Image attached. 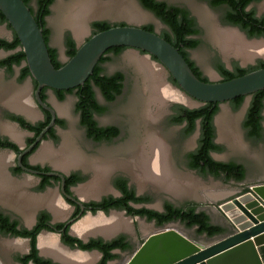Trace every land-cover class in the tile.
Returning <instances> with one entry per match:
<instances>
[{"label": "rangeland", "instance_id": "1", "mask_svg": "<svg viewBox=\"0 0 264 264\" xmlns=\"http://www.w3.org/2000/svg\"><path fill=\"white\" fill-rule=\"evenodd\" d=\"M161 1L168 2L173 5L183 6V8H185L195 20L198 28L200 29V34L198 36L200 45L197 49L191 51L190 54L193 60L197 61L203 70L206 71V75L211 80L217 79L212 72L214 54L220 53L224 57L225 61L230 59L238 61V57L225 54L218 46L217 33L223 31H235L233 28H230V26L224 23V10L222 8H213L204 0ZM87 2H94V6L97 4H107V6L105 8H101L102 10H98L97 12L99 13L94 16H91V14L83 15L82 12L78 14L77 12H79L80 9L82 10V7L84 8ZM36 3L37 0H31V5L34 9H36ZM92 8L94 9L92 10ZM96 8V6L89 8V13L96 10ZM251 9L256 11V15L258 17H264V0L254 4ZM47 21L48 27L51 30V46L58 51L59 59L63 63L67 59L63 43L64 35L71 32L76 39L77 45H81L87 38L90 37L91 23L93 21L150 24L158 31L166 30L162 22H160L153 14L141 7L139 0H57L51 7V13L47 18ZM79 29H81L82 32L77 35L75 31ZM237 33L242 41L247 43L253 42L245 40L239 32ZM0 35L4 38H9V28L1 26ZM252 58H250L249 61L247 60L246 63H242V65L246 67L255 63L257 60H264V56H254ZM138 60H144L152 65L156 71L161 73L163 85L167 87L169 86V89L180 93L176 86L170 83L167 72L159 66L154 59L148 58L145 54L138 53L135 50H128L124 53V55L120 57H113L108 63H106L104 67L105 74L122 71L126 76L124 95L108 108V115L115 118V122L117 121L116 123H119L122 127L124 138L126 139V150L113 151L111 149H102L99 147L95 148L94 146L89 145L84 137L82 129L77 125L76 115L73 111L75 98L71 95L68 96L64 102L53 101V105L57 108V110H59L61 115L66 118L67 127L64 131L60 132L62 137L61 146H64L59 148L58 145L48 144V148L52 149V151L54 150L55 152H58L61 148L64 149V152L66 153L65 155H67L70 160L72 159V163L68 164L65 162V164L59 160H54L53 157L50 158L49 154L40 155V153H38L37 157H35L36 160L32 162L35 164L49 165L56 170L68 173L83 170L88 176V179L86 183L79 186V189L84 185L92 184L91 190L93 191V194L91 196H99V192L103 191L104 187H110L111 177L115 173L119 172L116 164L118 165V163L124 162V164L128 165L127 170H129L132 174L131 170L133 169L129 164H132L131 161L133 160L134 155H137L139 150H143L144 148L145 152L148 151L146 142H148V139H151L152 136V139L160 141L165 148L167 167L169 168L170 173L169 178L175 189L172 191L169 188L167 190L160 189L161 191L151 194L154 200L150 206L155 209H161V205L164 200H174L173 196H180V198L183 196V198L190 199L197 206H203V210L210 214L215 211L218 204L223 201L222 199L229 195H223L222 193L229 191L231 185L229 183L224 184L220 180L213 181L201 179L191 173H185L181 157L184 150V142L179 138V132L181 130H179L178 127H172L166 122L167 104H170L169 100L166 99L162 101L159 105H157V107L155 106V103L150 102V83L145 76V73L139 68ZM0 87L2 88L3 93L6 91H14V93H16L17 91V96L19 95V98H23L29 108H32L34 112L37 110L31 100L32 86L30 82L18 84L13 78H11V75L7 76L4 71H0ZM49 94H51V92H48V95ZM183 100L185 101V99ZM221 108L222 109L217 120V128L219 129L220 135L218 143L223 147L220 156L224 159L234 160L243 164L247 172L246 179L237 187V189H241L247 185L264 183V115L262 120L263 126L261 137L259 139H253L247 135L246 130L242 125L244 117L243 109H233L229 104L221 105ZM16 134L18 133L16 132ZM153 136L155 138H153ZM16 140H19V134ZM3 156L5 159H2L0 162V172L3 174V176L0 174V189L5 195L6 201L4 202L11 205V208H13L15 212L23 214L25 224L30 225L35 211L46 205L47 202H49L52 207L54 203L57 205L61 202L57 192V184H54L49 191L43 194L42 192L39 193L35 189L37 183L36 178L32 176L12 178L7 175L6 172L10 168L12 161L9 160L5 164L4 162L7 157L6 155ZM122 158L123 160H121ZM168 160H170V162H168ZM99 171L100 176L97 178ZM147 183L150 182L147 181ZM163 184L167 183L163 182ZM165 186L166 185H164L163 188ZM146 187H148V189L144 193H149L151 189L160 186H154V184L150 183L147 184ZM188 189L189 191H187ZM220 191L222 192L220 195L222 198L218 197V193ZM184 203L185 202H182V205ZM57 207L59 208V211L57 212L56 217H63L66 210L63 209V206ZM216 220L215 222L217 223ZM108 223L113 224V227H110L109 229L105 228L103 231L98 232L108 234V230L110 229V232H113L112 230L116 231L118 229H122V233H127L129 235V240L133 246V250L131 252H117L120 257L111 261V264H122L121 262L135 251V246L141 243L148 233L164 227H158L153 225L151 222L143 221L140 218L127 220L120 218L117 215H112ZM169 225L178 228L192 240L198 242L201 240H207L202 236H197L193 228L188 229L182 223L173 222ZM84 233L85 232L82 234L84 235ZM44 239H46L44 242L46 248L51 245H56V248L60 250V253L62 251V254H64V258L59 257V252H56V254L51 251H49L50 253L48 251L43 253L41 250V253L45 256L57 258L64 263L67 262L66 264H73L72 259L76 260V257L81 256L89 258V264H93V261H95L93 253H78L77 251L68 250L67 248L61 246L55 235H51V237H43V240ZM23 243L24 242L21 240H9L0 237V264H15L13 260L14 256L25 251L26 245Z\"/></svg>", "mask_w": 264, "mask_h": 264}, {"label": "water", "instance_id": "2", "mask_svg": "<svg viewBox=\"0 0 264 264\" xmlns=\"http://www.w3.org/2000/svg\"><path fill=\"white\" fill-rule=\"evenodd\" d=\"M0 12L17 37L19 50H22L25 57L23 64L29 70V77L36 83V107L51 116V121L36 136L33 144L19 154L18 166L32 175L58 178L61 182V195L80 208L77 218L85 207L65 192V172H39L27 169L21 164L22 157L42 142L44 135L55 122L54 109L40 98L42 89L68 91L83 86L109 49L124 47L154 59L174 81L177 90L198 103L221 104L264 90V68L228 81L204 82L193 73L177 48L157 33L133 25L114 26L90 36L76 46L73 57L67 58L62 67L55 69L48 52L49 45L43 38V28L35 21L30 8L22 0H0ZM233 29L239 32V29ZM249 41H264V38ZM222 194L229 195L222 199L215 211L224 218L221 226L223 234L208 242H198L167 224L146 235L122 264H264V183L253 184L244 193L225 191ZM220 195L221 193L218 197ZM121 213L125 214L124 211ZM74 221L75 219L70 223ZM152 224L155 225L154 222ZM37 247L40 250L38 244ZM75 251L84 253L79 249ZM40 255L43 256L41 253ZM50 259L57 264H66L57 258Z\"/></svg>", "mask_w": 264, "mask_h": 264}, {"label": "trees", "instance_id": "3", "mask_svg": "<svg viewBox=\"0 0 264 264\" xmlns=\"http://www.w3.org/2000/svg\"><path fill=\"white\" fill-rule=\"evenodd\" d=\"M25 5L29 7L30 0H22ZM54 0H37L36 13L30 9L35 21L40 24L43 28V38L45 42L49 43L50 31L46 27L45 18L49 15V7ZM213 8H220L221 6H227L228 13L223 17L225 24L238 27L243 31L248 38H264V17H255L254 10L246 11L247 6L252 2L260 0H204ZM141 6L147 11L154 14L166 27L159 36L166 42L177 48L179 53L184 57L186 62L189 64L193 73L202 81L207 82L205 79L200 77V73L197 68L188 59L187 50L195 48L199 41L193 37L198 34V28L195 20L190 16L186 9H181L174 6H168L164 2L156 0H139ZM6 19L0 12V24H6ZM9 29L10 26L6 24ZM124 25V24H120ZM115 25H111L107 22H93L91 24L92 33L90 36L108 30ZM145 31L153 32L152 26L147 25L142 27ZM88 39V38H87ZM86 39V40H87ZM66 56L71 58L76 53V44L73 39L67 35L66 41ZM20 48V43L17 37L13 36L12 41H5L0 39V49L5 51H12ZM124 47H117L109 49L100 59L93 70V74L88 78L85 84L81 87L76 88V109L80 111L83 116V125L86 129L88 137L95 139L111 138L116 136L118 131L115 128L103 130L96 127L95 122L91 120V113L93 111L101 112L103 107L99 106L94 98L93 87L99 89L101 94L107 100H113L122 91V80L123 74L115 73L112 76L103 75L102 63L107 62L109 52L119 53ZM48 52L50 55L51 62L55 69H59L63 66L57 58V52L55 49L49 47ZM25 60L24 53L22 50L17 51L15 54L0 61V68H5L8 72L11 71L12 66H20ZM217 70L223 77V81H228L233 78L243 76L251 71L264 68V61L259 60L255 66H250L247 69L239 68L235 65V69L231 72L226 70L217 60L215 61ZM29 76V70L27 66L20 69V80ZM171 81H173L170 78ZM174 83V82H173ZM44 92V90H43ZM58 98L61 100L64 97V91H55ZM72 92V90H70ZM42 100L44 96L41 93ZM242 98H238L233 101L234 108H237L241 104ZM264 101V90L258 91L252 95L251 102L247 111L244 126L249 132L250 137L260 138L261 137V112L263 109ZM208 107L212 108V113L208 114L203 110L206 108L198 109L196 111H185L183 118L176 117L175 120L181 122L186 120L189 123V131L192 128L193 120L197 118L202 119L201 123V136L199 140V147L197 151L191 155L192 162L191 166L198 170H210L212 174L218 177L221 171L225 177L224 181L234 180L241 182L244 179L245 170L242 165L234 163L220 164L214 162L209 158L208 153L210 151H218L220 147L213 144V127L211 124L212 116L217 110V105L213 107V104H208ZM93 109V110H92ZM20 126L27 131L34 134L36 137L40 131L48 124L47 121L39 123L37 125H30L23 121L21 118L13 117ZM60 125H63V121H57ZM109 134V136L107 135ZM49 137L56 140V137L51 132ZM31 142V140H29ZM0 147L12 149L18 152L17 146L7 141H0ZM203 163V164H201ZM37 168V167H36ZM48 171V169H44ZM19 171V169L17 170ZM50 180L59 182L58 179L51 177H41V183L38 186V190L44 189L46 186L51 185ZM84 179L79 177L77 174H71L65 179V190L68 192L69 187L82 182ZM117 188L121 192V197L113 199H105L100 203H90L92 213L95 211H102L108 213L109 210L124 211L126 215L132 217L146 218L147 221H155L157 226H163L172 222H180L185 225L188 229H194L197 236L206 235L208 238L222 234L223 229L220 226L213 225L209 222V217L204 212H195L194 208L188 210L174 208L172 205L166 203L164 206V212L158 213L145 208H133L132 205L141 204L148 201L146 197H136L132 189L126 187L124 180H118L116 183ZM49 215L47 213H41L38 218L36 225L31 229H16L17 224L9 222L7 217L0 214V231L4 234H11L14 237L27 238L29 239L30 250L29 253L23 257L18 258L20 264H57L50 260L43 259L38 256V250L36 246V237L38 233L45 229L48 231H60L64 224L55 225L54 228L47 226ZM68 227L60 234V241L62 244L70 247L77 248L80 251L88 252L95 250L101 254L100 260L97 264H109L111 261L117 259V255L113 254L114 250L121 252L129 251L131 249L130 244L126 241L124 236H119L111 241H103L101 239H90L84 243L81 240L70 236L68 233Z\"/></svg>", "mask_w": 264, "mask_h": 264}, {"label": "flooded vegetation", "instance_id": "4", "mask_svg": "<svg viewBox=\"0 0 264 264\" xmlns=\"http://www.w3.org/2000/svg\"><path fill=\"white\" fill-rule=\"evenodd\" d=\"M56 1L57 0H54L53 3L50 5V7H49L50 13H51V7L54 5V3ZM156 1L164 2V1H161V0H156ZM261 1L262 0L257 1V2L250 3L247 6V8L248 7H250V8L249 9L246 8V11L253 10V9H251V7L254 4H257V3L261 2ZM164 3H166L168 6H174V7H178V8H181V9H185V8H183V6L173 5V4H170L168 2H164ZM29 8L32 9V11L36 13L37 6H36V9H34L32 7V5H31V0L29 1ZM220 8H222L224 10V16H225L228 13L227 6H224L223 5ZM50 13H49V15H50ZM254 13H255V17L261 18V17H258L256 15V11L255 10H254ZM49 15L45 18V24H46V27L48 29H49V27H48V23H47L48 22L47 21V18L49 17ZM93 22H100V21H93ZM107 23H109L111 25H115V26H118L120 24L133 25V26H137V27H140V28L145 27L147 25H150V24H130V23H126V22H117V23L107 22ZM1 26H4V28L7 27V25H5V24H0V27ZM151 26H152V31L155 32V33H157L158 35H160L163 32V31H158L153 25H151ZM196 26H197V24H196ZM228 26H230V25H228ZM164 27L167 30V27L165 25H164ZM230 27L239 29L238 27H234V26H230ZM197 28H198V26H197ZM198 30H199L198 31V34L195 35L193 38L196 39V40H198L199 43H198V45L195 48L188 49L187 50V56H188V59L191 62H193V65L199 71L200 77L203 78V79H205L207 82H220V81H223V77L219 73V71L217 70V67L215 65V61L216 60L221 65H223V67L226 70L231 71V72L235 69V65L238 66L239 68L247 69L250 66H255L257 64V62L259 61V60H257L255 63H253V64H251L249 66L244 67L242 65V63H246L247 61L242 62L239 59H238L239 62L236 61V60H234V59H230L228 61H225L224 57L220 53H218V54L216 53V54H214V58H213V64H212V70L213 71L212 72H213L214 76L217 77V79L216 80H211L206 75V71L203 70V68L197 63V61L193 60V58L191 57V54H190L191 51L197 49L199 47V45H200V40L198 39V36L200 34V29L198 28ZM49 31H50V35H49V43H48V45H49V47L55 49L54 47L51 46V39H50L51 38V30L49 29ZM239 32L242 33L247 38V40L260 39V38H248L247 35L243 31H241L240 29H239ZM91 33H92V28L90 29V35H91ZM67 35H69L73 39V41L75 42V44L77 46L76 39L74 38V36H73V34L71 32H68L67 34L64 35V40H63L64 46H65V41H66V36ZM13 36H14V33L11 31V29H9V38H4V37H2L0 35V39L10 42V41L13 40ZM128 50H132V49L123 48L117 54L116 53H113V52H109L107 54V56L109 57V60L107 62L102 63L103 75L112 76L115 73H121V74H123V77L124 78L122 80V86L123 87H122L121 93L119 95H117L113 100H107L101 94V92L99 91V89L93 87L94 98H95L97 104L99 106L103 107V110L101 112L93 111L91 113V120L93 122H95L96 127L99 128V129H103V130H108V129H112V128L117 129V131H118L117 135L116 136H112L111 138H104V139H100V140L95 139V138L88 137V135L86 133V129H85L83 123H82V121H83L82 120L83 119L82 113L80 111H77V109H76V102H77V96H76V90H75L76 88L75 89H72V92H70V90L64 91L65 92L64 93V97L61 100L58 98V96H57V94H56L55 91H51V90H49L47 88H44L40 92V98H41V93H42V95L44 96V99L42 101L45 102V103H47L48 105H50L54 109V111L56 113V118H55V122H54L53 126L44 135V137L42 139V142L39 143V144H37L29 153H27L26 155H24L22 157L21 164L25 168L31 169V170H35V171H39V172H53V171L54 172L55 171L61 172L60 170H56V169L50 167L49 165L35 164L32 161L36 160L35 157L37 156L39 150L44 145L49 146L48 144H53V145H58L59 148L62 147V146H64V145L61 146V144H62V139L61 138L62 137L60 135V132L61 131H64L65 128L67 127V120H66L65 117H63L61 115V113L59 112V110H57V108L53 105V101H55V102H64V101H66L67 97L68 96H71V95H73L74 98H75L74 99V108H73V111H74V113L76 115L77 125L82 129L83 134H84V137L86 138V140L89 143V145L94 146L95 148L96 147H99V148H102V149L103 148H106V149H111L113 151L114 150H118V151H121V150L124 151V150H126V148H125V146H126L125 145L126 139L124 138V134H123L122 127L120 126L119 123H116L117 121L115 122V118H113V117H111V116L108 115V111H109L108 108H109V106L111 104L115 103L125 93L126 76H125V73L122 72V71H115V72H113L111 74H105L104 73V67H105L106 63H108L113 57H120V56L124 55V53L126 51H128ZM17 51H19V48L16 49V50H12V51H5V50L0 49V61L3 60V59H5V58H7V57H9V56H11V55H13V54H15ZM56 52H57L58 61L60 63H63L59 59V55H58V51L57 50H56ZM65 52H66V46H65ZM258 57H260V56H258ZM261 61H264V60H261ZM24 66L25 65L22 63L20 66H12L10 72H8L5 68H0V71L1 72L4 71L7 74V76L8 75H11V78H13L18 84H25L27 82H30V84L32 86L31 100H32V103H33V105H35V108L37 110L34 112V110L32 108H29L27 106L25 100L23 98H21V97L19 98V95L17 96V94H16L17 91H16V93H14V91H10V92H7L6 91V92H4L5 93L4 94L3 91H2V88L0 87V141L10 142V143L14 144L15 146H17V148H18V152H15L12 149L0 147V156L1 155H6L7 159L4 162L5 164L9 160L12 161L10 168L6 172L8 176H10L12 178L23 177V176H32V177L36 178L37 179V183H36V188L35 189L39 193L42 192V194H43V193L49 191L53 187L54 184H57V192H58L59 198L61 199V202L58 203L57 205H56V203H54L53 204V207L49 204V202H47L46 205H44L43 207H41L40 209H38L37 211H35V213L33 214L32 223L30 225H27V224H25V220L23 218L24 215L23 214H20L19 212H15L13 210V208H11V205H9L7 202H4V201H6L5 195L3 194L2 190L0 189V214L2 216H4V217H7L8 220H9V222L16 223L17 224L16 229H27V230H31L36 225L37 218H38V216L41 213H47L49 215V220L47 221V226L50 227V228H54V226L55 225H58V224H64L63 228L60 231H57V232H55V231H48V230H45V229L41 230L38 233L37 237H36V246H37V244L40 245V239H41V237H43L42 236L43 234H49L50 237H51V235H55L57 237V239H59V243L61 244V246L64 245L60 241V234L68 227L67 233L70 236L75 237V238L81 240L84 243L88 242L90 239H101L103 241H111V240H113V239H115V238H117L119 236H124L126 238V241L130 244L131 249L129 251H124V252H121V251L118 250L117 252H121V253L131 252L133 250V246L131 244V241L129 240V235L127 233L120 234L119 236H116L115 238H112V239H109V240H106L101 234H98V235H89L88 237H83L84 240H86V241H84L83 238H80L77 235H75V233L78 234L79 231L80 232H85L84 235L87 232L90 233V234H93V233H97L98 231H103L105 228H108L109 229L112 226L111 223H108L109 219L108 220H103V219L95 218L93 221H91V223H88L87 224L88 226H87L86 230L84 229L85 230L84 231V230H81V229L84 228L85 226H83L82 228H80L81 226H79V225L76 226V223L78 221H80L81 219H83L88 214L91 215V216H93V217H96L100 212H102V211H95L94 213H92L91 207L89 206L90 203H100L101 201H103L105 199H109V198L116 199V198L121 197V192L119 191V189L116 186V183H117L118 180H124L126 182V187L128 189H132L134 191V194H135L136 197H146V198H148V201H146L144 203L132 205L133 208H136V209L145 208V209H148V210H151V211H155V212H158V213H163L164 212V206H165L166 203H168V204L172 205L174 208L183 209V210H188L189 208H194L195 212H204L205 214L208 215L209 222L211 224H213V225H217L218 223H220L219 225L222 226L224 224V218L222 217V215L220 213H217L216 211H214V212H211L209 214L208 212H205V210H203V206H197L190 199L183 198V196L181 198H180V196H173L174 200H168V199L164 200L162 202L161 209H155V208L151 207L150 204L154 200L153 199V196L151 194H155V193H157V191H161L160 189H166L167 190L168 187L167 188H165V187L164 188L163 187H155V188L151 189V191H149V193H144L148 189V187H146L147 184H150V183H147L142 189H139L137 183L132 178L131 173L129 172V170H127V166L128 165L127 164H124V162L123 163H118V165L115 162L116 166H118L119 172L115 173L111 177V179H110V184H111L110 187L109 188H105L104 187V190L101 191V192H99V196H86L85 198H82L79 195V193H78L79 186H81L82 184L86 183L87 182V179H88L87 178L88 176L86 175V173H84L83 170L72 171V172H69V173L68 172H65V171H62V172H65L66 173L65 179H66V177L70 176L71 174H77L79 177H81V178L84 179L82 182H79V183H77V184L69 187L68 192H66V190H65V192L68 195H70L72 198L80 201L84 205V207H85L84 208V211H83V213L81 214V216L79 218H77V216L80 213L79 206L76 205L74 202H72L70 200H67L66 198H64L61 195V192H60V184H61V182H60V180L58 178L51 177V178L58 179L59 182L54 181V180H50V184L51 185L46 186L42 190H38V186L41 183V177H47V176H36V175H32L30 173H27L25 171H22L19 168L18 163H17L19 154L22 153L29 146H31L33 144V142H34V140H35L36 137L34 136L33 133H31V132L27 131L26 129L22 128L20 126V124L16 120L13 119V117L21 118L27 124L37 125L39 123H44L45 121H47V117H48V124H49V122L51 121V116H50V114L48 112H46V111H44V110L39 109L38 107H36V104H35V101H34V90L36 88L35 81L32 80L29 76L28 77H25V78H23L21 80L19 79L20 78V69L22 67H24ZM16 70H17V72H16ZM170 78L171 77L168 75V79H169L170 83L175 85V83H173L174 81H171ZM43 90H44V92H43ZM48 92H51V94L48 95ZM181 93L182 92L177 93V94L181 95V97L183 99H185V101L190 106L188 104L183 103V102H180V101L169 100V103L170 104H167L168 106H167V120H166V122L169 125H171L172 127H178L179 130H181L179 132L180 133L179 134V138L182 139V141L184 142V145H183L184 146V150H183V153L181 155L182 162H183V170L185 171V173H187V174H190L191 173V174H193V175H195V176H197L198 178H201V179H207V180H213V181L214 180L215 181L216 180H220L224 184L229 183L231 185L229 191H231V192H234V193H238V192L239 193H244V192H247L248 191V188L251 185H247V186H244L241 189H237V187L241 183H243L244 180L246 179L247 172H246L245 166L243 164L239 163V162H236L234 160H227V159H224L223 157L220 156L221 155V152L223 150V147H222L221 144L218 143V138H219L220 135H219V129L217 128V120H218L219 114H220L221 109H222L221 108V105L229 104V105H231V107L233 109H236V110H242L243 109L244 110V117H243V120H242V125H243V127L246 130V133L248 135L249 132L245 128L244 123H245L247 111H248V108H249V105H250L251 98H252V95L253 94L250 95V96H248V97H239V98H242V101H241V104L237 108H234L232 102L235 101L238 98H236L234 100H231V101H228V102H225V103H221V104H215V105L213 104V107L217 105V110L213 114L212 120H211V124H212V127H213V134H214L212 141H213V144L214 145H217V146L220 147V150H218V151H210L208 153V156L214 162H217V163H220V164H230V163H234V164H237V165H242L243 168H244V170H245V175H244L243 181L236 182L234 180H229V181L226 182V181L223 180L224 177H225V175L221 171L219 172L220 174L218 175V177H216L215 175L212 174V171H210V170H204V171H202V170H198L196 168H193L191 166V162H192L191 155L194 154L197 151L198 147H199V140H200V136H201V123H202V119L201 118H197V119L193 120L192 128L189 131V128H190L189 126L190 125H189L188 121H186L184 119L181 122H178V121L175 120V118L176 117L183 118L185 116V111H196L198 109L206 108V110H203V111L204 112H207L208 114H210V113H212L213 110H212V108H210V107L207 106L208 104H211V103H206V104L198 103L197 101L193 100L192 98L188 97L187 95H185L183 93L181 94ZM18 100H19V103H21V104H23V105H25L27 107V109L29 111V115H31V116H28L25 112L19 110L18 106H16L18 104ZM12 103H13V105H12ZM155 106L157 107V105H155ZM263 115H264V101H263V109H262V112H261V117H262V119H261V129H262V126H263L262 125ZM58 120L63 121V125H60L57 122ZM8 126L13 127V129L15 131H17V133L19 134V140H16V139L11 138L10 135L4 131L5 127H8ZM51 132L56 137V140H53V139H51L49 137V135H50ZM107 135L109 136V134H107ZM250 138L259 139V138H254V137H250ZM29 140H31V142ZM60 150H62V148ZM60 150H58V151H60ZM121 160H123V158ZM168 162H170V160H168ZM4 163H3V165H4ZM201 164H203V163H201ZM108 167H110V166H108ZM18 169H19V171H17ZM44 169H48V171H45ZM0 174L3 176L2 172H0ZM65 185H64V188H65ZM169 189H171V191L174 190L175 189L174 188V185L171 186V188H169ZM187 191H189V189ZM220 193H222V192L220 191L218 194H220ZM182 202H185V203L182 205ZM57 206H60V207L63 206V209L66 210V213L63 215V217H60V216L56 217L57 216V212L59 211L58 210L59 208ZM53 211H55V212H53ZM113 211H117V210H112L111 209V210L108 211V213H104V212H102V213L105 216H109L111 214V212H113ZM117 212H121V211H117ZM125 215H126V213H125ZM126 216L128 218H130V220L132 218L133 219L134 218H140V217H132V216H128V215H126ZM73 219H75V221L72 222V223H70V221L73 220ZM140 219H142L143 221H147L146 218H140ZM215 220L217 221V223L215 222ZM105 222H107V223H105ZM147 222H151V223L154 222V224L156 225L155 221H147ZM168 224H171V223H168ZM165 225H167V224H165ZM165 225H163V226H165ZM163 226H158V227H163ZM74 230H76V231L78 230V232H76ZM108 231H109L108 234H103V235L108 236V235H110L112 233V232H110L111 229L108 230ZM201 236H203L204 238H208L206 235L205 236L204 235H201ZM216 236H218V235H216ZM0 237H3L5 239H9V240H19V241L21 240V241L24 242L23 244L26 245L25 251L24 252H20L19 254H16L14 256V258H13L15 264H20V262H18V258L23 257V256H25V255H27L29 253V250H30L29 239H27V238L14 237V236H12L9 233L4 234L1 231H0ZM211 238H213V237H211ZM208 239H210V238H208ZM138 245H136L135 248H137ZM63 247H65V248L67 247V248H69L68 250H72V251H75V249H77V248H73L72 249V248H70V247H68L66 245H64ZM37 250H38V256L39 257H41L43 259H46V260L52 261L50 259V257L43 255L41 253V250L38 249V247H37ZM114 251H116V250H114ZM89 252H96V251L95 250H92V251H88V253ZM117 252L116 253L113 252V254H116L117 255V258H119L120 255H118ZM40 253L43 256H41ZM97 253L100 254L99 252H97ZM262 256L264 258V251H262ZM100 258H101V256H100ZM100 258H99V260H100ZM97 262L95 264H97ZM28 264H33V263L29 262ZM109 264H111V262Z\"/></svg>", "mask_w": 264, "mask_h": 264}, {"label": "bare ground", "instance_id": "5", "mask_svg": "<svg viewBox=\"0 0 264 264\" xmlns=\"http://www.w3.org/2000/svg\"><path fill=\"white\" fill-rule=\"evenodd\" d=\"M93 3L94 2L92 3L87 2L86 3L87 6L84 4L85 7L84 8L82 7V10L80 9V11L77 13L79 14L82 12L83 15L91 14V16H94L99 13L97 12L98 10H102L101 8H105L107 6V4L105 5L97 4L95 5L97 7L96 10L93 11V12L95 11L96 12L89 13L90 12L89 8L95 7ZM93 9L94 8H92V10ZM75 32L78 35L80 32H82V30L79 29V30H76ZM217 34H218V37H217L218 46L220 47V50L222 49L225 54L238 57L240 60H242V62H245L254 56H264V41H258V42L253 41V42L247 43L245 41H242L240 37L237 35L238 33L235 31L233 32L223 31ZM138 65H139V68L145 73V76L147 77L150 83L149 88H150V102L151 103H155L156 105H159L162 101L168 99V100H174V101H181L183 103L188 104L186 101L182 99L180 95L177 94V92L163 85L161 73L159 71H156V69L152 67V65H150L144 60H138ZM16 106H18L20 111H23L28 116H31L29 115V111L26 108V106L19 103V100ZM4 131L8 133L10 137L13 139H16L18 136V134H16L17 131H15L13 127H10V126L5 127ZM153 138L155 137L153 136ZM146 143H147L148 151L145 152L144 148L143 150H139L137 155H135L133 160L131 161L132 164L130 165L132 166V169H133L131 170L132 178L137 183L139 189L143 188L144 185L147 183V181H149L150 183L156 186L163 187L164 185H166L165 186L166 188L167 187L170 188L171 186H173V184H172V181L170 182V178H169L170 173H169V168L167 167V159H166V152H165L164 146L157 139H152V136H151V139L149 138L148 142ZM145 147H146V144H145ZM42 154H49L50 158L53 157L54 160H59L63 163L65 162L68 164L72 163V159L70 160V158H68L67 155H65L66 153L64 152V149L58 152H55L54 150L52 151V149L48 148V146L44 145L40 149V155ZM2 159H5L3 155L0 157V162L2 161ZM99 176H100V171H99L97 178H99ZM163 182L167 184H163ZM91 188H92V184H87L85 186L80 187L79 189L80 196L82 197L91 196L93 194V191L91 190ZM81 230H83V228ZM76 232H78V230ZM82 233L83 232H80V231L78 232V234L80 235H83ZM45 240L46 239L43 240V237H41L40 245H39L40 250H42L43 253L47 251L48 252L51 251V252H54V254H56V252H59L60 254L59 257L64 258V254H62V251L60 253V250L56 248L57 247L56 245H51L46 248V245L44 243ZM75 259L76 260L72 259L73 264H83L86 262V260H88L87 258H79V257H76Z\"/></svg>", "mask_w": 264, "mask_h": 264}, {"label": "crops", "instance_id": "6", "mask_svg": "<svg viewBox=\"0 0 264 264\" xmlns=\"http://www.w3.org/2000/svg\"><path fill=\"white\" fill-rule=\"evenodd\" d=\"M38 153H40V151L38 152ZM37 157V156H36ZM112 215H117L118 217H120V218H123V219H127V220H130V218H128L125 214H123V213H121V212H117V211H113V212H111V214L109 215V216H105L104 214H98L96 217H93V216H91V215H86L83 219H81L80 221H78L77 223H76V226H85L84 228L86 229L87 228V224L88 223H91V221H93L95 218H99V219H103V220H108V219H111V216ZM124 215H125V217H124ZM107 223V222H106ZM220 223H218L217 224V226H220L221 227V225H219ZM80 227V228H81ZM111 227H113V224H112V226ZM84 228H83V230H84ZM89 228V227H88ZM113 232L110 234V235H108V236H105V235H103L101 232H97V233H93V234H90V233H86L85 235H83V236H81L80 234H77V233H75V235H77L78 237H80V238H83V237H88L89 235H98V234H101L106 240H109V239H112V238H115L116 236H119L120 235V232L122 231V229L120 230V229H118V230H112ZM121 234H123L122 232H121ZM49 234H43L42 236L43 237H50V236H48ZM203 237V236H202ZM204 238V237H203ZM84 239V238H83ZM204 239H207L206 241L205 240H201V241H199V242H208L210 239H208V238H204ZM84 253H87V254H89L88 252H84ZM90 253H93V255H94V259H95V261H93L94 263L93 264H95L98 260H99V258H100V255L98 254V253H96V252H90ZM79 258H87V257H85V256H81V257H79ZM88 260H86V262L85 263H83V264H89L88 262H89V258H87ZM92 264V263H91Z\"/></svg>", "mask_w": 264, "mask_h": 264}]
</instances>
